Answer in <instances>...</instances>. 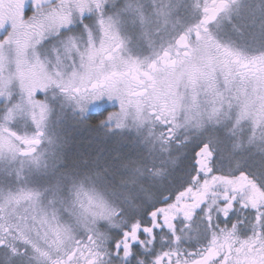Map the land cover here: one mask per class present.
Masks as SVG:
<instances>
[{
  "label": "snow or ice",
  "instance_id": "6c2138e0",
  "mask_svg": "<svg viewBox=\"0 0 264 264\" xmlns=\"http://www.w3.org/2000/svg\"><path fill=\"white\" fill-rule=\"evenodd\" d=\"M0 264H264V0H0Z\"/></svg>",
  "mask_w": 264,
  "mask_h": 264
},
{
  "label": "flooded vegetation",
  "instance_id": "af4514ba",
  "mask_svg": "<svg viewBox=\"0 0 264 264\" xmlns=\"http://www.w3.org/2000/svg\"><path fill=\"white\" fill-rule=\"evenodd\" d=\"M94 115H98V114H94Z\"/></svg>",
  "mask_w": 264,
  "mask_h": 264
},
{
  "label": "rangeland",
  "instance_id": "374dc122",
  "mask_svg": "<svg viewBox=\"0 0 264 264\" xmlns=\"http://www.w3.org/2000/svg\"><path fill=\"white\" fill-rule=\"evenodd\" d=\"M95 114H98V113H95ZM99 115V114H98Z\"/></svg>",
  "mask_w": 264,
  "mask_h": 264
}]
</instances>
